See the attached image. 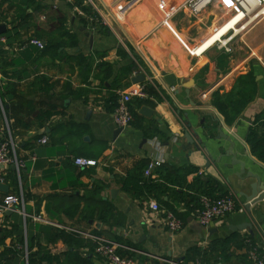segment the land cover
Returning a JSON list of instances; mask_svg holds the SVG:
<instances>
[{
    "label": "crops",
    "instance_id": "crops-1",
    "mask_svg": "<svg viewBox=\"0 0 264 264\" xmlns=\"http://www.w3.org/2000/svg\"><path fill=\"white\" fill-rule=\"evenodd\" d=\"M162 1L170 9L185 0H84L99 19L90 30L74 18L75 13L84 15L69 9L70 0H0V25L6 31L18 26V39L26 45L7 49L5 38H0L7 56L6 66L0 56V87H12L6 92V112L0 102V138L6 130L24 162L18 192L21 188L25 213L13 211L0 222V264L27 263L29 248L31 252L42 248L62 260L64 254L74 252L92 264H108L84 243L76 250L55 240L54 234L62 231L59 227L115 242L138 264H184L189 248L204 251L210 242L236 233L238 247L231 245L228 257L214 264H248L242 247L246 237L264 247V200L246 199L255 183L249 174L264 183V162L253 155L247 141L251 129L262 122H255L256 117L264 112V19L213 44L236 23L206 41L232 17L229 1L210 5L199 15L187 9L167 15L160 8ZM58 15L67 16L65 29L76 35L77 46H65L55 57L30 41L39 40L44 46L58 42ZM64 42L74 43L67 38ZM249 73L254 77V98L227 124L213 105L214 96L230 93L238 78ZM139 75L144 81L134 84ZM39 77L48 83L39 85ZM187 84L189 88L184 87ZM137 85L150 88L144 98L148 104L133 108L137 119L117 132L120 128L107 108L109 95L119 96ZM51 105L59 114L39 126L35 114ZM143 107L152 111L150 116L140 113ZM136 122L148 134L153 131L148 124L154 123L166 142L144 136ZM43 137L46 144L39 143ZM230 147L244 170L231 164V156L226 155ZM76 158L94 160L96 165L79 167ZM142 161H161L185 170L196 167L198 173L186 178L188 185L198 176L205 184L217 183L214 195H233L244 211L201 227L200 203L189 210L179 197L193 192L174 187L175 193L163 200L182 215L183 220L173 213L183 226L172 233L165 223L167 209L158 204L160 210L153 211L150 204L156 200L140 202L121 190L119 180ZM7 183L8 192L0 191V202L14 189ZM106 204L113 212L103 222L97 212ZM244 223L252 225V235L250 229H230Z\"/></svg>",
    "mask_w": 264,
    "mask_h": 264
},
{
    "label": "trees",
    "instance_id": "trees-1",
    "mask_svg": "<svg viewBox=\"0 0 264 264\" xmlns=\"http://www.w3.org/2000/svg\"><path fill=\"white\" fill-rule=\"evenodd\" d=\"M71 4L68 5L69 9L73 11L74 9H79L82 12V15H77L75 13L74 18L78 21V23L86 29H93L94 25L99 20L96 13L90 8L84 6V0H70ZM55 21L59 23L58 34L60 36L59 41L55 43L47 42L45 52L53 53L55 57H58L59 50L65 46L74 47L77 46L76 35L72 32L67 31L65 29V25L68 23L67 16H57L55 17ZM63 27V28H61ZM20 36L18 26H13L9 28L4 34L0 35V38H5V46L7 49H14L16 47L26 48L25 42L20 41L18 38ZM73 40L74 43H66L65 39ZM0 56L3 59V65L6 66L7 56L6 50L3 49V45L0 43ZM10 65V64H8ZM39 85L47 84L48 80L44 77H39L37 80ZM35 84V83H34ZM33 84V85H34ZM41 90L44 88L40 87ZM150 90L148 86L144 87V92ZM5 91V92H4ZM12 91V87L10 85L5 86L4 88L0 87V102L6 112V99H8V95L6 92ZM255 95V82L252 74H247L245 76H241L238 78L237 83L233 90L226 95L216 94L213 99V105L217 108V110L224 117L225 123L231 124L243 111V109L253 100ZM156 98V97H155ZM118 96L115 94H110L107 100L108 111L114 112L116 107ZM148 104L146 99H138L135 98L133 101L131 100L129 103L130 111L135 119H137V113L133 110V108H140L143 105ZM59 114L57 111V107L51 105L47 111L39 110L35 115L38 120L39 126H42L44 123L49 122L53 116ZM262 121V122H261ZM255 122L259 123V127L251 129L250 134L248 136V144L250 146L251 152L253 155L257 156V158L264 162V112L256 117ZM139 122H136L134 126L137 125L138 128L142 129L144 136L151 138L156 137L159 139L160 143L164 144L166 139H163L164 135L158 131L154 125V123H149L148 125L153 127L152 134H148V129L141 125H138ZM70 127H74L71 123ZM133 125V124H132ZM28 127V125H25ZM150 127V128H151ZM8 138L6 130H4L3 135L0 138V143H3ZM18 152V151H17ZM149 163L147 161H142L134 170L127 173L124 177L119 180V184L121 190L130 194L136 200L140 202L147 201L149 199H154L157 201L159 205L163 208L167 209L174 213L179 219L183 220L182 215L173 208L168 202L163 200L164 197H168L170 193H175L173 191L174 187H178L180 189H185L187 191H192L193 193L183 192L180 194V199L184 207L186 209H196L199 203V198L201 196H208L211 198H221L228 194H223L220 196H215L216 190L214 185L205 184L201 180V176H198L193 183L187 184L186 178L188 175L197 174L198 169L196 167H189L188 169H177L175 167H169L166 165H161L155 168L152 174L149 177L144 175L145 170L147 169ZM9 181V186H11V193L18 192V182L15 173H12L10 170L7 172V178ZM113 207L110 204H106L102 206L97 212V218L106 222L110 217H112ZM90 217H94L91 215ZM55 240H62V242L68 247L73 249H79L78 246H81L84 243V247H91L92 250L95 249V244L93 245L90 241L82 238L78 233L74 231H58L54 234ZM53 238V239H54ZM251 239V238H250ZM252 240V239H251ZM85 241V242H83ZM239 242H241L238 238L237 233L232 234L230 237L226 239H218L209 243L207 249L201 251L199 247H191L187 250L186 256L184 259V264H188L190 262L195 263L199 261L201 264H214L218 258L220 257H228V251L231 245L234 247H238ZM243 242V240H242ZM244 247V244H242ZM10 251H4V253ZM118 254L126 257L122 252L118 251ZM246 258H244V262L246 263ZM23 264V263H22ZM24 264H92L91 261L87 257H80V255H75L74 252L64 254V260L61 259L59 255H53L47 250L42 248L38 249L37 252H31V249H28L27 252V263Z\"/></svg>",
    "mask_w": 264,
    "mask_h": 264
},
{
    "label": "built area",
    "instance_id": "built-area-1",
    "mask_svg": "<svg viewBox=\"0 0 264 264\" xmlns=\"http://www.w3.org/2000/svg\"><path fill=\"white\" fill-rule=\"evenodd\" d=\"M232 5V17L225 23V25L214 33H211L206 41L214 38L220 31L226 28L230 23L236 20L231 30H228L223 36H221L215 43H220V39L230 32L244 31L254 23L263 20L264 15V0H228ZM225 0H185L182 4H172L170 9H166L165 1L161 2V9L165 10L167 15H170L174 10L187 9L193 15H199L207 7L213 4H222ZM236 29V30H234ZM230 37L229 39H231ZM30 44L36 46L38 49H43L44 45L41 41L32 39ZM212 44V45H213ZM211 45V46H212ZM201 47V46H200ZM209 48V47H208ZM199 47L195 50V53L199 55L202 51H198ZM144 99L146 94L144 87L137 85L128 91L119 93L116 107L113 112V118L116 126L121 129L128 128L133 122V115L130 111L129 103L132 98ZM48 142L46 137L41 138L39 143L46 144ZM74 163L79 167H92L96 165V162L91 159L76 158ZM162 164L161 161H155L149 163L147 169L144 172L146 177H149L153 170ZM14 167L15 175L17 177L18 185L21 184L22 171L24 170V162L18 159L16 155V148L10 135L3 143H0V185H8L7 174L8 169ZM200 211L198 215V223L201 227L208 228L215 221L223 219L225 216L234 213L244 211L242 205L238 204V201L233 195H226L221 198H211L208 196H202L200 198ZM150 208L153 211H159L160 207L158 203L152 202ZM8 211L18 212L22 215L24 213V199L21 192L5 194L0 202V222L4 218V215ZM38 220L37 217L34 218ZM165 223L168 230L172 233L179 231L183 223L171 212H165ZM61 230L71 231L70 229L59 227ZM74 231V230H72ZM80 236L90 238L95 244V253L100 256L108 264H138L132 258L124 257L118 254V251L122 248L119 244L103 239L96 235L83 234L79 231H74ZM245 258L248 264H264V247L255 244L250 238L243 239ZM3 250V246L0 243V253ZM177 264V263H172ZM180 264V263H179ZM194 264H200L196 261Z\"/></svg>",
    "mask_w": 264,
    "mask_h": 264
},
{
    "label": "water",
    "instance_id": "water-1",
    "mask_svg": "<svg viewBox=\"0 0 264 264\" xmlns=\"http://www.w3.org/2000/svg\"><path fill=\"white\" fill-rule=\"evenodd\" d=\"M84 29H82L83 31ZM6 31L5 29V26L4 25H0V35L4 34ZM92 36H90V41H92ZM145 77L143 75H139L137 77H135L132 82L134 84H137V83H142L144 81ZM185 88H189L190 85L187 84L184 86ZM187 93V92H186ZM140 113L144 116H150V114L152 113L151 110H149L148 108L146 107H143L141 108L140 110ZM188 128H190V126H188ZM122 129H118L117 132H121ZM186 135V138L192 142V140H190L189 138V135L188 134H185ZM223 139H226L229 141L230 145L232 144L231 141L229 139H227L226 137L222 136ZM227 156H231L232 160H231V164L232 165H239L240 168H241V171L244 170V165L238 161H236L234 159V155L232 153V148L230 147V150H228V152L226 153ZM12 170H14V167L12 166L11 167ZM249 177L251 179H253L255 181L254 184L251 185V194L249 197H246L247 201H252V200H256V201H262L264 200V183L262 182V180L256 176V175H252V174H249ZM23 178H25V176H23ZM8 186L7 185H0V191L3 192V193H7L8 192ZM13 211H8L6 212L5 214L8 215L9 213H11ZM251 227L252 225L250 223H244L240 226H233L231 227L230 229L232 230V232H237V231H241V230H246V229H250V234L252 235L253 232L251 230Z\"/></svg>",
    "mask_w": 264,
    "mask_h": 264
},
{
    "label": "snow or ice",
    "instance_id": "snow-or-ice-1",
    "mask_svg": "<svg viewBox=\"0 0 264 264\" xmlns=\"http://www.w3.org/2000/svg\"><path fill=\"white\" fill-rule=\"evenodd\" d=\"M225 2L227 3V2H228V0H225Z\"/></svg>",
    "mask_w": 264,
    "mask_h": 264
},
{
    "label": "bare ground",
    "instance_id": "bare-ground-1",
    "mask_svg": "<svg viewBox=\"0 0 264 264\" xmlns=\"http://www.w3.org/2000/svg\"><path fill=\"white\" fill-rule=\"evenodd\" d=\"M263 12H264V10H263ZM263 12H262V13H263Z\"/></svg>",
    "mask_w": 264,
    "mask_h": 264
},
{
    "label": "rangeland",
    "instance_id": "rangeland-1",
    "mask_svg": "<svg viewBox=\"0 0 264 264\" xmlns=\"http://www.w3.org/2000/svg\"><path fill=\"white\" fill-rule=\"evenodd\" d=\"M264 23V22H263Z\"/></svg>",
    "mask_w": 264,
    "mask_h": 264
}]
</instances>
